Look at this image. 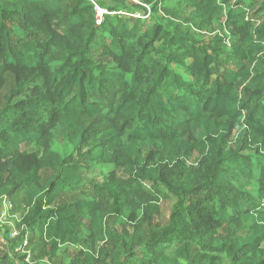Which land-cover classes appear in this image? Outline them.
Returning <instances> with one entry per match:
<instances>
[{"label": "trees", "instance_id": "obj_1", "mask_svg": "<svg viewBox=\"0 0 264 264\" xmlns=\"http://www.w3.org/2000/svg\"><path fill=\"white\" fill-rule=\"evenodd\" d=\"M5 199L0 264H264V0H0Z\"/></svg>", "mask_w": 264, "mask_h": 264}, {"label": "rangeland", "instance_id": "obj_2", "mask_svg": "<svg viewBox=\"0 0 264 264\" xmlns=\"http://www.w3.org/2000/svg\"><path fill=\"white\" fill-rule=\"evenodd\" d=\"M96 11L99 15L105 12L104 10H100L98 7H96ZM98 19L100 20L99 17H98ZM197 160L198 159L194 158L192 160L193 164H195L197 162ZM110 169L111 168L107 167L106 165H99V166L93 168L94 174L93 173L86 174V181L85 182H93V183L101 182L103 176L105 174H107ZM99 196L102 198L103 202H105L106 204H108L110 206V204L113 201L112 198H109L106 194H100ZM3 202H5V207L7 210H6V215L3 218H0V235L3 231V229H5V228L11 229L13 227V229L15 231V229H16L15 225L18 223L19 218L21 216V214H20L21 209L15 210V206L11 200L5 199ZM3 202L0 206L1 208L2 207L4 208ZM125 204H130L132 207V211H135V214L137 215L138 218L140 217L141 207L143 206V204L139 206L138 204H140V203L137 202L136 197L131 201L125 200V202L122 204V212H123ZM0 212H1V210H0ZM106 213H107V215L109 214V216H110V213L108 211H106ZM126 214H128L127 210L125 211V213H123L124 218H125ZM164 215H165V211L163 212V216ZM0 216H1V214H0ZM0 241H2L1 236H0ZM16 250H17V248H16ZM73 252H74L73 248H67L68 255L71 256L73 254ZM67 262L68 261L66 260V262H64L63 264H67ZM43 264H47V263H43ZM60 264H62V263H60Z\"/></svg>", "mask_w": 264, "mask_h": 264}, {"label": "built area", "instance_id": "obj_3", "mask_svg": "<svg viewBox=\"0 0 264 264\" xmlns=\"http://www.w3.org/2000/svg\"><path fill=\"white\" fill-rule=\"evenodd\" d=\"M102 13V12H101ZM99 20V19H98ZM3 206L5 207V203L3 204ZM6 208V207H5ZM6 215V209H4L2 212H1V216L0 218H3L4 216ZM17 235L16 231H12V233L10 234V237L13 238ZM27 242L26 240H23V243L21 245L18 246V249L17 251L19 250H22L25 246H26ZM29 259V254H27V258H26V261H28Z\"/></svg>", "mask_w": 264, "mask_h": 264}]
</instances>
